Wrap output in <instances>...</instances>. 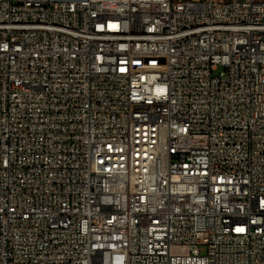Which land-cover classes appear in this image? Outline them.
<instances>
[{"label":"built area","instance_id":"2783aa9c","mask_svg":"<svg viewBox=\"0 0 264 264\" xmlns=\"http://www.w3.org/2000/svg\"><path fill=\"white\" fill-rule=\"evenodd\" d=\"M0 264H264V0H0Z\"/></svg>","mask_w":264,"mask_h":264}]
</instances>
